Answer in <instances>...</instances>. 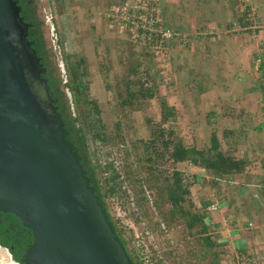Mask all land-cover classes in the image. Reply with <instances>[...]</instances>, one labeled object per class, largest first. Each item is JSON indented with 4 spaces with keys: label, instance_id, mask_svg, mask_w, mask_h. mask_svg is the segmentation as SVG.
Masks as SVG:
<instances>
[{
    "label": "rangeland",
    "instance_id": "374dc122",
    "mask_svg": "<svg viewBox=\"0 0 264 264\" xmlns=\"http://www.w3.org/2000/svg\"><path fill=\"white\" fill-rule=\"evenodd\" d=\"M118 1L28 0L46 50L47 68L51 69L48 73L58 78V86L54 82L58 102L64 116L67 113L64 104L70 109L72 120L69 122L75 131L79 154L85 150L98 165L96 176L101 192L112 183L104 182L112 173L110 169L117 174L115 191L103 193V202L131 258L138 264H214L216 246H205L202 239L204 234L214 236L211 224L204 223L207 230L201 234L198 226L190 232L182 218H171L165 186L171 180L172 171L177 170L181 183L188 189L183 206L200 214L201 207H196L192 200L197 203L209 195L216 200V184L213 185L216 181L202 168H191L186 162L172 163L167 157L168 149L154 138L161 128L166 136L173 132L171 137L179 138L183 145L197 143L200 149H209L211 136L216 140V107L201 105L199 107L204 106L201 109L183 111L180 104L173 107V118L158 125L161 100L168 104L170 95L174 94L173 98L182 102V85L193 94L195 87L205 88L208 82L201 81L204 79L200 73L182 75L185 64L179 61L182 55L175 53L178 48L170 49L169 71L163 79L148 49L139 42H131L129 35L105 19V8ZM162 1V18L166 22H174L176 17L182 22L186 19L210 25L211 22L205 21L208 19L205 1L216 16L223 12L217 10L214 0H186V7L182 0ZM239 35L245 37L246 41L240 37L243 43H250L247 35ZM251 43L254 51L259 48L253 40ZM190 45L181 48L201 46L200 40ZM68 63H79V69H85L81 80L87 88V100L96 103L97 113L91 104L76 99L71 89L74 78L66 68ZM143 78L147 79L146 84ZM171 87L180 89L170 94ZM146 89L152 93L150 98L139 95ZM127 91L131 97L127 96ZM98 130L105 136L103 143L92 138ZM79 136L85 138L83 144L78 141ZM105 163L110 164L109 168L101 173L100 168ZM209 240L213 239L209 237Z\"/></svg>",
    "mask_w": 264,
    "mask_h": 264
},
{
    "label": "water",
    "instance_id": "95a60500",
    "mask_svg": "<svg viewBox=\"0 0 264 264\" xmlns=\"http://www.w3.org/2000/svg\"><path fill=\"white\" fill-rule=\"evenodd\" d=\"M19 10L0 0V211L31 231L21 264H132L64 139Z\"/></svg>",
    "mask_w": 264,
    "mask_h": 264
},
{
    "label": "crops",
    "instance_id": "0c3cea01",
    "mask_svg": "<svg viewBox=\"0 0 264 264\" xmlns=\"http://www.w3.org/2000/svg\"><path fill=\"white\" fill-rule=\"evenodd\" d=\"M160 1L163 6V1ZM170 1L176 3L177 0ZM186 2L182 0L185 7ZM214 3L217 10L223 12L216 16L205 1L204 9L208 16L205 21L211 22L210 25L186 19L182 22L176 17L174 22L164 20L183 31L206 26L219 28L214 39L200 40L201 46L175 50L177 55H182L179 61L185 64L182 65V75L200 73L204 79L201 81L208 84L205 88L194 86L193 94L182 85L184 93L181 99L184 101H177L173 94L170 95L171 102L166 105L176 108L181 104L183 111L185 108L201 109L206 105L216 107L218 149L244 162L241 171L215 179L216 200L211 195L197 203L192 200L196 207H201L204 223H210L214 229V236H209L213 239V247L216 246L214 264H234L238 255L252 257L258 264H264V108L259 74L255 68L257 59L260 60L259 66L264 64V30L256 34V39L244 34L249 37V44L242 42L246 41L244 36L224 33L222 28L233 20L238 0H214ZM250 3L258 14V21L264 25V0H250ZM251 40L260 49L254 51ZM171 88L170 94L180 89ZM201 105L204 106L199 107ZM192 146L200 149L197 143ZM185 162L191 168H201L188 161L177 163ZM212 203L218 205L216 210L208 209Z\"/></svg>",
    "mask_w": 264,
    "mask_h": 264
},
{
    "label": "trees",
    "instance_id": "16d2710c",
    "mask_svg": "<svg viewBox=\"0 0 264 264\" xmlns=\"http://www.w3.org/2000/svg\"><path fill=\"white\" fill-rule=\"evenodd\" d=\"M36 24V22H34ZM38 36V35H37ZM26 39L30 40L32 39L34 43L30 45L34 50L36 55H40V49L38 48V44L42 43L40 36H38L37 39L33 37L32 32L30 29L27 28V35ZM81 62V60H79ZM81 64V63H80ZM79 63H68L66 65V68H68L69 71L72 72V76L74 80L72 81L71 89L75 91L76 93V99L80 101V103H87L92 105V109L97 113L98 109L96 107L95 101L92 100H87L86 98V86L83 85V82L81 80V77L84 75L85 69L80 68L79 69ZM42 77H46L48 80V85L50 86L49 81L51 80L50 77L45 76L44 74H41ZM127 86V85H126ZM53 93V91H52ZM77 94L81 95V98L77 97ZM132 94L127 91V96L131 97ZM140 96L142 97H148L150 98L152 96V93L150 90L146 89L142 92L139 93ZM51 98H57V96H53L51 94ZM54 100V99H53ZM58 101V100H57ZM57 101L55 100L53 105L57 106ZM127 103L130 101L127 99ZM122 104H124V100L121 101ZM126 103V104H127ZM160 120L159 124L161 125L164 123L168 118H173L175 111L173 107L167 106L163 100L160 102ZM58 112L60 113V118L62 121V127L64 129H68L71 127V123L63 119V112L62 110H59L57 108ZM173 132H168L167 136L163 132V130L160 128L157 131V137H154L155 140L159 139V142L161 144V147L164 149H168V159L172 163H177L181 161H188L192 163L193 165L200 166L204 170H206L211 178L215 180L216 178H221L224 175H228L234 172H239L243 169L244 162L242 160L234 158L232 155L227 154L222 152L221 150L218 149L215 137L212 135L211 136V145L209 149L202 150V149H197L194 146H186L183 145L180 141L179 138L177 137H171V134ZM93 140L96 139L100 142H105V136L102 134L99 130L93 134L92 136ZM64 139L69 143L67 140V136H64ZM78 141L83 144L85 142V138L83 136L78 137ZM153 141V140H152ZM71 145V143H69ZM76 149L75 146L72 147V151L74 152ZM211 151V152H210ZM76 155V153L74 152ZM77 157V156H76ZM78 163L81 165L83 168V176H85L88 180V186L92 189V191L96 194L98 202L102 206V211L106 217V220L111 228V230L115 233V237L119 240L120 244L124 246L123 240L119 237L117 229L113 223V221L109 218V215L106 211L105 204L103 202V197L106 192L112 193L115 191V182L117 178V174L112 170V173L109 175V178H105L104 182L108 183V181H112L111 185L105 190V192L100 191V185H99V179L96 176V170L98 169V165L94 164L89 153H87L85 150H82L81 154H79V157H77ZM109 163H105L101 168L100 171L101 173L105 172L106 169L109 168ZM118 186V183H117ZM188 194V189L184 187V185L181 183V178L179 176V173L177 170H173L171 173V180L168 182V184L165 186V196L166 200L169 203V210L168 213L171 218L178 216L183 219L184 227L191 232V230L195 227L198 226V229L200 230L199 233H205L207 228L204 224V218L201 214L192 212L189 209L185 208L183 206V202L185 201L184 196ZM189 206L191 203L189 202ZM12 217L14 220L17 222V226L19 225L20 228H25L29 230L28 234H25L24 232V237H21L19 235L13 234L14 232L12 230H8L7 233L3 232V228L6 226V222L2 223L0 225V242L3 244H9L12 243L15 246L14 249V257H16L17 261L20 263L23 262L24 260V253L31 244L32 240V235L29 227L24 225L22 222H20L12 213ZM22 232V234H23ZM204 234L202 237L203 242L205 246H210L213 247L214 243L209 240V237L205 236ZM6 236H10L9 238H6ZM16 239V240H13ZM126 251V250H125ZM126 255L128 256L130 262L132 264H138L137 261L133 260L131 256L126 252Z\"/></svg>",
    "mask_w": 264,
    "mask_h": 264
},
{
    "label": "built area",
    "instance_id": "2783aa9c",
    "mask_svg": "<svg viewBox=\"0 0 264 264\" xmlns=\"http://www.w3.org/2000/svg\"><path fill=\"white\" fill-rule=\"evenodd\" d=\"M104 17L108 23L129 35L131 42H139L145 46L156 62V71L164 79L169 71V57L171 48H181L193 41L213 39L219 32L215 27H196L183 31L165 23L162 18L160 0H119L116 4L107 6ZM228 34H247L255 38L258 32L264 30V25L258 21V14L250 0H238V6L233 20L223 27ZM260 60L255 63L262 88V106L264 108V64ZM144 84L147 79L143 78ZM264 188V183H263ZM216 203L210 204L208 209L216 210ZM234 264H258L252 257L235 256Z\"/></svg>",
    "mask_w": 264,
    "mask_h": 264
},
{
    "label": "flooded vegetation",
    "instance_id": "af4514ba",
    "mask_svg": "<svg viewBox=\"0 0 264 264\" xmlns=\"http://www.w3.org/2000/svg\"><path fill=\"white\" fill-rule=\"evenodd\" d=\"M14 1H16V4L20 7L19 16L22 18V20L25 23L29 24L28 29H30V31L32 32L33 37L35 39H37L39 36V33L37 30V26L34 23V22H36L34 14H33L34 11L28 5V0H14ZM28 41H30L31 45L34 43V41L32 39H30ZM38 48L40 49V55H37V56L39 57V62L44 69L42 74L51 78V80L49 81V83H50V86H49L47 78L43 77L46 80V84H47L48 89L50 91V97H51V94L53 96H57V98H53L54 99L53 103H54L55 100L56 101L59 100L57 87L54 86V82H56V85L58 86V78H57V76L53 77L50 75V73H48V72H50L51 69L47 68L46 52H45L46 50H44L42 43L38 44ZM52 91H53V93H52ZM59 103H60V101L59 102L57 101V106L53 105L56 108V110H57V108L59 110L63 109L60 107ZM64 108L67 110V113H66V116H64V114H63V119L66 121V123H68L69 121L72 120L70 109L67 107V104H64ZM57 112H58V110H57ZM58 114L60 115L59 112H58ZM74 135H75V131L72 129V127L68 128L66 130L67 140L69 141V143H71V147L75 146V139H74L75 136ZM74 152L76 153V156L79 157L78 150L75 149ZM4 222H6V224H5L6 226L3 228L4 233H7L8 230H12L14 232L13 234L19 235L21 237H24V232H25V234L29 233L28 229H25L23 227L20 229L18 228L19 225L17 226V222H16V220L13 219L10 212L0 211V225ZM22 232H23V234H22ZM9 237L10 236H6V238H9ZM13 240H16V239H13ZM14 249H15L14 244L9 243L6 245V244H3L0 242V256H4L5 258H10L11 260L15 261L16 263L21 264L19 261H17L16 257H14V254H13ZM23 253H24V251H23Z\"/></svg>",
    "mask_w": 264,
    "mask_h": 264
},
{
    "label": "bare ground",
    "instance_id": "6f19581e",
    "mask_svg": "<svg viewBox=\"0 0 264 264\" xmlns=\"http://www.w3.org/2000/svg\"><path fill=\"white\" fill-rule=\"evenodd\" d=\"M0 264H18L10 258H5L4 256H0Z\"/></svg>",
    "mask_w": 264,
    "mask_h": 264
}]
</instances>
